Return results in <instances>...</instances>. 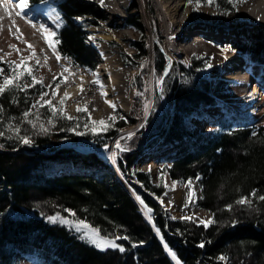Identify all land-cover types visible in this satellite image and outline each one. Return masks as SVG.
<instances>
[{
	"label": "trees",
	"instance_id": "16d2710c",
	"mask_svg": "<svg viewBox=\"0 0 264 264\" xmlns=\"http://www.w3.org/2000/svg\"><path fill=\"white\" fill-rule=\"evenodd\" d=\"M227 1L216 0L217 7L226 9ZM57 6L64 21L50 37L52 46L94 68L86 37L95 22L87 17L98 14V6L87 0H59ZM128 8L131 27L143 30L133 14L137 4ZM245 24L249 40H232L230 47L261 65L264 81V23ZM144 42L133 43L139 59L148 55ZM153 51L152 104L145 124L117 147V168L101 148L126 122L117 118L116 129L102 133L72 132L76 119L41 99L48 89L34 70L0 57V264H24L23 258L35 264H176L168 249L180 264H264V124L243 109L224 108L219 96L228 80L206 72L198 59L168 64L160 47ZM140 70L144 87L147 68ZM215 106L219 112L209 113ZM204 121L206 129L198 126ZM66 136L101 139L99 151L58 144ZM145 154L157 162L155 172L140 166ZM198 175V205L211 212L209 225L175 217L158 199L169 180L184 183ZM65 217L116 245L98 246Z\"/></svg>",
	"mask_w": 264,
	"mask_h": 264
},
{
	"label": "rangeland",
	"instance_id": "374dc122",
	"mask_svg": "<svg viewBox=\"0 0 264 264\" xmlns=\"http://www.w3.org/2000/svg\"><path fill=\"white\" fill-rule=\"evenodd\" d=\"M87 1L93 2L99 8L98 14H90L87 17L88 21L95 22L94 25L87 27L86 37L87 45L96 56L97 64L94 68L73 63L69 58L60 56L52 46L50 37L64 21L57 6L59 0H44L42 2L0 0V57L11 61L12 65H23L24 69L34 70L35 77L44 81V85L48 89L46 95L41 99L53 103L56 109L60 108L68 119H76L74 125L78 127L74 129L73 126L71 128L72 132H76L78 135L82 133H102L108 131L110 127L115 130L117 125L113 123L117 118L126 122L127 125L120 128L112 138L103 135V138L108 137L110 140L108 145L101 148L109 152L106 157L108 163L117 168L114 158L117 147L123 144L128 136L133 135L146 122L153 100L154 70L152 65L154 62V47L162 49L168 64H191L194 59H198L205 67L206 72L215 73L218 78L228 80V83H225L220 89L219 99L223 102L221 105L224 108L243 109L245 113L250 115L254 123L264 124L263 68L246 54L230 47L232 40L240 43L249 40L252 31L245 22L264 23V0H228L226 9L218 8L216 0H174V3L179 1L182 4L185 2V4L180 5L178 11L183 12L188 21L181 24H195L200 29L198 31H203L204 36L209 33V36L199 35V37L189 42L192 46L191 51L184 53L182 56L171 58H168L166 54L167 37L162 29L160 16L153 0H123L124 7L120 8V14L114 21L113 14L106 10L107 7L101 0ZM133 2L137 4L133 14L140 17L143 25L141 31L136 30L129 24L130 11L128 7ZM19 5L22 7L16 10ZM14 10L17 12L13 13ZM14 14L17 15L14 16ZM87 18L76 17L75 19L85 24ZM181 33L184 36L187 33H193L191 26L184 28ZM108 36L111 39H107ZM136 40L145 41L144 48L148 53L147 56L140 59L136 57L133 45ZM99 45H105V48L111 51L108 53H111L113 57H117L121 64L133 71L128 77V83H131L130 89L133 93L142 95V105L145 106L146 113L143 121L138 120L137 117L132 118L122 108L108 112L102 117H96V109L89 104L87 94L82 92L81 89V92L79 90L73 92L75 90L73 88L80 85L82 77L89 80L97 68L103 64L95 53V47H99ZM230 55L242 61L239 68L234 72L247 73L245 81L229 78L232 76L231 74H234L226 63L231 57ZM143 67L147 68L144 87L138 85L141 79L140 69ZM106 78L108 79L109 76H106ZM157 86L160 88V82L158 83L155 80V87ZM208 111L211 114L218 113L219 107H212ZM198 126L206 129L205 121L199 122ZM100 140L88 137L75 139L66 136L59 140L58 144L74 145L78 148H87L97 152L99 151L97 142ZM53 145L50 147H56L57 143ZM144 156L146 159L140 160V166L155 172L157 162L150 160L147 154ZM117 173L118 178H124L119 170H117ZM199 179L200 176L198 175L187 179L184 183L169 180L168 188L158 199L170 209L175 217L187 218L197 223L209 225L212 221L211 212L198 205L201 198ZM124 180L131 191L134 190L126 178ZM130 193L137 199L144 215L150 219L145 205L138 199L135 192ZM64 222L68 225H75V228L85 237L102 248L116 245L113 239L108 241L102 238L94 228L78 223L71 217H65ZM168 251L171 253L169 249ZM171 256L173 259L175 258L172 253ZM21 262L35 264L26 258L21 259Z\"/></svg>",
	"mask_w": 264,
	"mask_h": 264
},
{
	"label": "bare ground",
	"instance_id": "6f19581e",
	"mask_svg": "<svg viewBox=\"0 0 264 264\" xmlns=\"http://www.w3.org/2000/svg\"><path fill=\"white\" fill-rule=\"evenodd\" d=\"M4 1L10 2L14 0ZM153 1L160 16L162 29L167 37L165 50L168 58L182 56L184 53L191 51L192 46L189 42L194 40V38L199 37V35H203L204 32L198 31L199 28L195 24H181L182 22L188 21L187 16L184 17L185 14L178 11L180 5L185 4V2L180 4L179 1L174 3V0ZM101 2L107 7L106 10L113 14V21L119 16L120 8L124 7L123 0H101ZM20 7L22 6L19 5L18 8L16 6V10H19ZM16 10H14L13 13H16ZM15 15L17 14H14V16ZM190 26L193 33H187L184 36V34L181 33L182 30ZM206 36H209V33H206ZM106 38L108 39L110 37L108 36ZM108 52L111 51L106 49L105 45L95 47V53L98 55V59L101 60L103 64L97 68L89 80L83 78L82 76H78L80 78L82 77L80 80L81 83L73 88L75 89L73 92H78V90L80 91L81 89L82 92L87 94L89 104L93 105L96 109H94L96 117H102L108 112L110 113L117 108H122L129 113L132 118L137 117L138 120L143 121L146 113L145 106L142 105V95L133 93L130 89L131 83H128V77L133 73V71H131L129 67H125L124 64H121V61L118 60L117 57H113L112 54ZM226 63L231 68L230 70L234 73L231 74L232 76L229 77L230 79H239L241 81L246 80L247 73L239 74V72H234L239 68L240 63H242L240 59L231 56ZM106 76H109V78L107 79ZM71 79L73 78L71 77ZM140 96L141 98L139 99ZM118 179L122 182L123 186L125 185L129 192H134L133 189L131 191V188L127 186L124 178L120 177ZM169 254L171 255L170 252ZM174 260L176 263L180 264L177 262V259L174 258Z\"/></svg>",
	"mask_w": 264,
	"mask_h": 264
},
{
	"label": "water",
	"instance_id": "95a60500",
	"mask_svg": "<svg viewBox=\"0 0 264 264\" xmlns=\"http://www.w3.org/2000/svg\"><path fill=\"white\" fill-rule=\"evenodd\" d=\"M117 179H118V173H117ZM119 180V179H118ZM139 188H140V185L139 184H136ZM148 193V192H147ZM135 197V196H134ZM178 264V263H176Z\"/></svg>",
	"mask_w": 264,
	"mask_h": 264
}]
</instances>
